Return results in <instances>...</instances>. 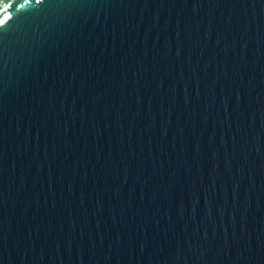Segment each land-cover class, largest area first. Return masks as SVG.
Listing matches in <instances>:
<instances>
[{
    "label": "water",
    "instance_id": "water-1",
    "mask_svg": "<svg viewBox=\"0 0 264 264\" xmlns=\"http://www.w3.org/2000/svg\"><path fill=\"white\" fill-rule=\"evenodd\" d=\"M0 20V264H264V0Z\"/></svg>",
    "mask_w": 264,
    "mask_h": 264
},
{
    "label": "snow or ice",
    "instance_id": "snow-or-ice-1",
    "mask_svg": "<svg viewBox=\"0 0 264 264\" xmlns=\"http://www.w3.org/2000/svg\"><path fill=\"white\" fill-rule=\"evenodd\" d=\"M0 23H3V21H2V20H0Z\"/></svg>",
    "mask_w": 264,
    "mask_h": 264
}]
</instances>
